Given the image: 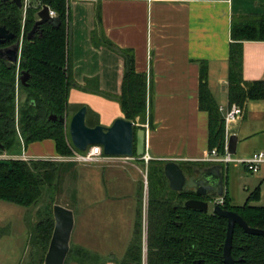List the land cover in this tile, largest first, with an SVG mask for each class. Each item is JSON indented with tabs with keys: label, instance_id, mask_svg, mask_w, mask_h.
I'll return each mask as SVG.
<instances>
[{
	"label": "crops",
	"instance_id": "crops-1",
	"mask_svg": "<svg viewBox=\"0 0 264 264\" xmlns=\"http://www.w3.org/2000/svg\"><path fill=\"white\" fill-rule=\"evenodd\" d=\"M67 1L72 74L77 84L69 96L72 116L86 107L90 127H110L116 119H125L119 102L106 96L121 94L124 59L104 42L132 50L136 71L148 78L147 122L134 124L146 131L150 160L104 155L94 163H79L73 160L75 154L60 156L52 140L26 148L21 137L18 144L23 152L4 155L6 160L58 162L61 203L55 200V204L75 214L71 245L113 264L108 259H123L134 239L142 202L139 190L147 168L154 164L164 169L170 161L185 172L190 164L194 170L207 167L203 160L209 154V120L199 110L200 62H208L209 88L216 102L227 106L232 20L264 15V0ZM243 78L264 80V42L243 43ZM151 93L154 129L149 127ZM231 135L238 137V145L251 139L264 145V100L247 103L242 119L228 128V140ZM37 216L33 209L0 200V264H31ZM68 264L83 263L71 260Z\"/></svg>",
	"mask_w": 264,
	"mask_h": 264
},
{
	"label": "trees",
	"instance_id": "trees-1",
	"mask_svg": "<svg viewBox=\"0 0 264 264\" xmlns=\"http://www.w3.org/2000/svg\"><path fill=\"white\" fill-rule=\"evenodd\" d=\"M42 6L50 7L61 24L57 28L50 23L41 25L29 40L28 35ZM96 17L100 27V10ZM70 25L67 0H38L37 6L29 4L26 13L12 2L0 0V29L5 27L15 35L13 42L5 45L0 43V49L22 39L18 64H11L0 58V155L12 151L19 137L26 148L33 143L52 140L55 142L57 153L62 157H71L78 152L71 143L68 125L50 119L51 116L67 119L72 116L69 96L77 84L72 74ZM246 41L264 42V15L236 16L232 20L227 76L228 105L238 104L243 109L249 101L264 100V80L247 82L243 78V43ZM104 44L124 59L121 94L106 96L119 102L126 120L145 124L148 117L147 75L136 71L132 50L120 49L108 41ZM25 72L29 73L30 77L23 85L19 79ZM219 107L209 88L208 62L201 61L199 110L208 114V150H216L222 156L225 154L226 128ZM149 127L154 129L152 93ZM139 129L141 128L135 125V131ZM7 161L10 164L0 163V200L33 209L42 202L46 188L57 189L60 173L58 162ZM214 165L218 164L213 163L207 167ZM188 169H192L194 174V164H190ZM161 175L160 182L164 181L159 183L161 195L152 190L148 181L150 195L147 264H224L227 220L210 212L203 213L186 208L184 203L188 200L209 199L198 197L191 192L172 191L163 167ZM139 195L141 200V188ZM223 198L224 209L238 213L251 228L264 230V204L253 205V202L260 201V186L250 193L242 206L234 205L226 193ZM52 199V212H46L45 209L37 211L39 219L32 234V245L35 249L45 247L48 250L54 229L55 200ZM141 217L140 207L134 239L125 257L121 260L110 257L108 262L144 264ZM231 255L236 264H264V237L246 234L236 225ZM71 259L83 264L107 263L106 259L99 255L73 245L65 264ZM39 264H42V261Z\"/></svg>",
	"mask_w": 264,
	"mask_h": 264
},
{
	"label": "water",
	"instance_id": "water-1",
	"mask_svg": "<svg viewBox=\"0 0 264 264\" xmlns=\"http://www.w3.org/2000/svg\"><path fill=\"white\" fill-rule=\"evenodd\" d=\"M12 2L19 9H24V0H3ZM50 23L53 27L60 26L61 21L50 15V7L42 6L37 13V21L28 35L30 40L39 30L40 26ZM72 33V26H70ZM15 40V35L11 34L5 27L0 29V43L5 45ZM22 39L14 44L0 49V58L11 64H18L21 55ZM72 43L70 42V49ZM29 73L21 75L19 81L25 85L29 79ZM51 120H59L69 127V135L74 148L80 152H86L90 147L99 146L103 154L109 157L121 158H143L146 155V131L139 129L135 131V124L124 118L114 121L112 126L104 127L97 125L90 127L87 125V108L83 107L77 111L68 121L66 117L51 116ZM238 137L231 135L228 140V153H237ZM0 147L2 148L1 144ZM0 163L10 164L5 159H0ZM164 174L169 182V187L175 192H191L198 197L218 198L224 195V181L221 174V167L214 165L203 170H194V176H188L186 172L176 162L170 161L164 167ZM211 201L191 199L184 203L188 209L198 210L208 213ZM213 214L227 220V235L224 245V264H236L231 255L233 244V234L235 226H240L246 234L263 236L264 230L251 228L246 221L236 212L224 209L214 201ZM54 229L48 246L43 264H65L71 250L72 233L75 227V214L72 210L59 204L53 205ZM198 264H201L199 262Z\"/></svg>",
	"mask_w": 264,
	"mask_h": 264
},
{
	"label": "rangeland",
	"instance_id": "rangeland-1",
	"mask_svg": "<svg viewBox=\"0 0 264 264\" xmlns=\"http://www.w3.org/2000/svg\"><path fill=\"white\" fill-rule=\"evenodd\" d=\"M29 4H33L35 6L38 5V0H29ZM24 13H26V10H24ZM72 117V116H71ZM71 118H69L70 120ZM68 120V121H69ZM227 138V136H226ZM264 150V145H262L261 141L258 139H251L249 141H243L241 140L237 153L233 155V158H246L251 155H253L255 152ZM10 152H18L22 153V147L17 144L13 147L12 151ZM0 159H7L5 155H0ZM213 163H207L204 165H210ZM221 167V174L224 181V193L228 194V196L232 199V203L236 206H242L250 193H252L257 187H261V198L259 202H253V205H263L264 204V173H249L245 170V168L236 163H221L218 164ZM201 167V166H200ZM161 166H154L152 164L150 168H147V173H145L144 181L140 185V188L142 190V202H141V221H142V245H143V263L147 264V230H148V209H149V187H148V181L151 183L152 190L157 191L156 193L162 194V192H159V188L161 190V186L159 185L164 183L160 182L161 175ZM186 174L189 176L193 175L192 169H187ZM148 176V177H147ZM167 183V181H166ZM167 188V186H166ZM72 189L69 190L68 193H71ZM156 194L157 196H159ZM160 194V195H161ZM164 194V193H163ZM59 191L54 188L48 189L46 188L44 190L42 202L39 204V206L33 208V211L36 212L38 209H45L46 212H52V202L53 199L57 200L59 203H61L59 199ZM58 198V199H57ZM214 204L210 203V209L209 212H213ZM36 216H32V218L35 219ZM38 217V216H37ZM33 220V219H32ZM47 253V249L43 247L40 248H34L32 245L30 248V257H31V264H39L42 261H44V257ZM72 260V259H71ZM70 260V261H71ZM69 261V262H70ZM67 262V264L69 263Z\"/></svg>",
	"mask_w": 264,
	"mask_h": 264
},
{
	"label": "built area",
	"instance_id": "built-area-1",
	"mask_svg": "<svg viewBox=\"0 0 264 264\" xmlns=\"http://www.w3.org/2000/svg\"><path fill=\"white\" fill-rule=\"evenodd\" d=\"M29 6V0H24V10ZM50 15L56 17V13L50 9ZM220 112L224 116L226 132L230 125L237 123L242 119L244 109L238 104L219 107ZM104 156L103 150L99 146L90 147L86 152L75 153L73 160L79 163H94ZM145 162H149L150 157L146 154L143 157ZM26 160V159H25ZM206 163H236L242 165L249 173H264V150L255 152L253 155L246 158H233V155L228 153V138H226L225 154L220 156L216 150L209 152L208 156L203 160ZM215 202L219 205L224 204V198L218 197Z\"/></svg>",
	"mask_w": 264,
	"mask_h": 264
},
{
	"label": "flooded vegetation",
	"instance_id": "flooded-vegetation-1",
	"mask_svg": "<svg viewBox=\"0 0 264 264\" xmlns=\"http://www.w3.org/2000/svg\"><path fill=\"white\" fill-rule=\"evenodd\" d=\"M23 3H24V1H23ZM210 167H211V166H210ZM205 168H208V167L198 168V169L203 170V169H205ZM187 175H188V174H187ZM188 176H189V175H188ZM192 176H194V174H193ZM206 198H208L209 201H211L212 203H214V201L216 200V198H211L210 196H209V197H206ZM221 206H222V205H221ZM210 213H213V212H210Z\"/></svg>",
	"mask_w": 264,
	"mask_h": 264
}]
</instances>
